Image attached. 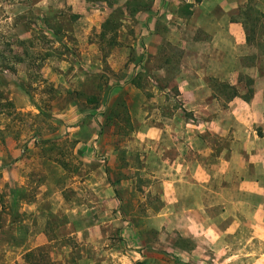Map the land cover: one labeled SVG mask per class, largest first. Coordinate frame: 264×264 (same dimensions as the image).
<instances>
[{"label":"rangeland","instance_id":"374dc122","mask_svg":"<svg viewBox=\"0 0 264 264\" xmlns=\"http://www.w3.org/2000/svg\"><path fill=\"white\" fill-rule=\"evenodd\" d=\"M185 5L0 0V264H264V127L193 130ZM263 8L233 18L259 56Z\"/></svg>","mask_w":264,"mask_h":264},{"label":"crops","instance_id":"0c3cea01","mask_svg":"<svg viewBox=\"0 0 264 264\" xmlns=\"http://www.w3.org/2000/svg\"><path fill=\"white\" fill-rule=\"evenodd\" d=\"M165 1L194 4L190 9L192 12L190 16L185 18L179 15V17L184 19L182 20L184 25L192 28L194 37L200 34L207 35L202 38L203 40L196 38L192 42L194 54L193 59L188 63V69L190 66L191 69H184L181 80H179L180 87L182 85L180 91L190 97L193 112L208 114V120H204L203 125L201 122H198L199 125H193V130H198L199 134L201 130L224 133L226 128L223 125H230L229 119L231 125H237V131L244 129V126L264 127V55L259 56L258 50L248 45L243 22L233 19L237 14L236 10L247 0H202L199 4H196L194 0ZM171 8L167 10V14L172 16V13L176 16L175 11L170 10ZM262 13L264 14V8ZM250 55L257 57L254 63L243 64L242 60ZM184 64L186 65L187 62ZM239 75L252 80L253 94L249 101H244L239 95L234 98L229 96L226 104L227 110H224V107L220 105L222 102L220 99L222 97L225 99V93L222 95L217 92L216 87L221 86L226 89L225 86H228L231 90L235 86L238 90ZM256 139L258 138L250 140L256 142ZM260 139L264 142V138ZM235 145L237 146L233 150V157L231 156L228 160L229 163L232 160L238 162L244 160L242 150L249 146L245 139H239ZM248 153L250 162H256L252 159L251 150ZM261 160L264 163V154ZM227 163L224 161L222 168L229 169ZM256 179V175L247 176L244 184L259 188L261 183L256 182Z\"/></svg>","mask_w":264,"mask_h":264},{"label":"trees","instance_id":"16d2710c","mask_svg":"<svg viewBox=\"0 0 264 264\" xmlns=\"http://www.w3.org/2000/svg\"><path fill=\"white\" fill-rule=\"evenodd\" d=\"M202 0H194V2L196 3V4H199L200 2H201ZM184 9H186V15L187 16H189V15H191L192 14V12L190 11V9H191V5H185V8ZM137 10H135L134 12H136ZM259 16H261V14L259 13ZM106 23H108V20H107V22ZM246 41H247V43H249V39L246 37ZM252 80L251 79H248L247 80V86L248 87H250V89H249V91H248V95L246 96V97H244V100L245 101H248L250 98H251V96H252V94H253V91H252V89H251V86H252ZM226 88H228V86H225ZM236 96H238V94H237V92L234 90V93L231 95V98H234V97H236Z\"/></svg>","mask_w":264,"mask_h":264}]
</instances>
